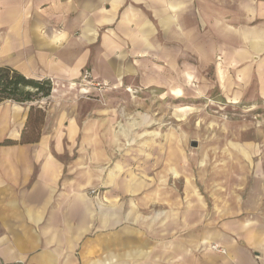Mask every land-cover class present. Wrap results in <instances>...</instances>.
Listing matches in <instances>:
<instances>
[{"label":"crops","instance_id":"obj_1","mask_svg":"<svg viewBox=\"0 0 264 264\" xmlns=\"http://www.w3.org/2000/svg\"><path fill=\"white\" fill-rule=\"evenodd\" d=\"M223 22H264V0H0V67L52 82L188 84L180 48L205 43L213 59ZM116 120L111 102L70 92L0 103V264H263L264 218L206 223L198 197L143 228L140 191L113 166ZM166 149L164 168L176 157Z\"/></svg>","mask_w":264,"mask_h":264},{"label":"rangeland","instance_id":"obj_2","mask_svg":"<svg viewBox=\"0 0 264 264\" xmlns=\"http://www.w3.org/2000/svg\"><path fill=\"white\" fill-rule=\"evenodd\" d=\"M218 40L213 59L205 43L199 51L180 48L185 53L179 68L190 75L188 84L182 78L174 86L148 88L128 81L121 87L103 85L90 78L72 87L71 82L51 81L53 95L70 92L102 105L111 102L117 114L113 166L119 178L132 179L140 191L136 201L145 229L149 223L162 224L169 211L181 214L194 197L202 201L206 223L219 217L232 223L264 218V22H223ZM245 68L246 83L240 79ZM172 87L184 96L176 98L169 92ZM140 115L151 124H139ZM165 148L176 154L166 168ZM88 191L96 196L100 188Z\"/></svg>","mask_w":264,"mask_h":264},{"label":"trees","instance_id":"obj_3","mask_svg":"<svg viewBox=\"0 0 264 264\" xmlns=\"http://www.w3.org/2000/svg\"><path fill=\"white\" fill-rule=\"evenodd\" d=\"M51 91L52 83L49 79L28 78L8 67H0V103L33 102L48 97ZM13 143V141L4 140L1 145Z\"/></svg>","mask_w":264,"mask_h":264},{"label":"built area","instance_id":"obj_4","mask_svg":"<svg viewBox=\"0 0 264 264\" xmlns=\"http://www.w3.org/2000/svg\"><path fill=\"white\" fill-rule=\"evenodd\" d=\"M71 86H77L76 85V83H71L70 84ZM56 87L58 86L57 84L55 85ZM215 251H217V252H219V253H221V254H224L223 252H224V249H220L219 247L218 248H216V250Z\"/></svg>","mask_w":264,"mask_h":264},{"label":"bare ground","instance_id":"obj_5","mask_svg":"<svg viewBox=\"0 0 264 264\" xmlns=\"http://www.w3.org/2000/svg\"><path fill=\"white\" fill-rule=\"evenodd\" d=\"M177 94H181V92L180 91H177L176 92ZM212 250H216V248H218L217 246H215V245H212L211 247H210ZM224 253V252H223Z\"/></svg>","mask_w":264,"mask_h":264},{"label":"water","instance_id":"obj_6","mask_svg":"<svg viewBox=\"0 0 264 264\" xmlns=\"http://www.w3.org/2000/svg\"><path fill=\"white\" fill-rule=\"evenodd\" d=\"M192 146H196V144H195V142H192V144H191Z\"/></svg>","mask_w":264,"mask_h":264}]
</instances>
